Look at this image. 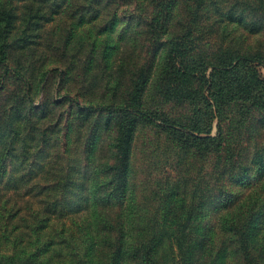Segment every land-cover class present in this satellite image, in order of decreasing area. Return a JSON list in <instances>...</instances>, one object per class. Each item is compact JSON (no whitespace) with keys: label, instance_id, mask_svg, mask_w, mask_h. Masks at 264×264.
Segmentation results:
<instances>
[{"label":"rangeland","instance_id":"1","mask_svg":"<svg viewBox=\"0 0 264 264\" xmlns=\"http://www.w3.org/2000/svg\"><path fill=\"white\" fill-rule=\"evenodd\" d=\"M0 1V44L4 42L8 52L7 63L0 65V117H9L20 130L13 143L9 139L0 142V181L27 182L21 189L28 187L25 197L32 202L23 206L30 227L38 225L32 224L38 211L44 219L55 212L63 214L62 220L76 234L89 221L87 215L72 214L82 196H105L111 193V185L106 184L110 179H127L130 232L140 241L155 238L157 243L161 239L156 252L160 258L170 263L178 255V236L200 241L206 227H211L209 241H213L214 251L221 241L224 246L229 244L225 243L229 237L220 229L222 221L240 215L244 209L239 205L253 203L256 194L264 197V110L252 107L251 100L236 99L218 113L212 97V66L206 70L207 81H192L193 87L202 88L208 109H213L209 119L196 121L193 104L174 103L157 90L159 85L163 87L164 54L184 29H193L188 39L203 54L264 50V0H207L197 15L192 14V0H178L175 16L158 36L149 32V0ZM10 6L12 22L4 18ZM217 7L222 14L216 12ZM92 44L95 50L88 56ZM253 67L264 80V62H253ZM119 70L124 88L132 85L139 72L144 73L146 109L211 131L163 127L159 121L138 118L130 142L129 168L123 175L126 152L119 118L107 121L106 114L88 112L67 99L70 95L81 102L109 101L112 90L106 82ZM198 104L203 109L206 102L199 100ZM29 114H33L30 122L21 124ZM5 126L1 121L0 129ZM11 147H15V155L4 160ZM229 179L243 181L240 199L246 193L250 202L240 200L234 207L215 212L214 198L226 189ZM230 185L228 189L233 187ZM257 209L244 211L239 225L248 224V215L252 225ZM4 224L10 231L21 219ZM260 230L264 231V224ZM58 246L69 260L68 245ZM202 262L200 258L197 264ZM222 264H242V259L228 248Z\"/></svg>","mask_w":264,"mask_h":264},{"label":"trees","instance_id":"2","mask_svg":"<svg viewBox=\"0 0 264 264\" xmlns=\"http://www.w3.org/2000/svg\"><path fill=\"white\" fill-rule=\"evenodd\" d=\"M42 1L53 3L59 0ZM62 1L63 3L71 2V0ZM192 1L193 15H197L199 10L207 6V0ZM177 3L178 0H149V5L152 7L148 21L150 33L155 34V36L164 33L167 24L175 16ZM2 6L3 3L0 1V9ZM12 8L11 6L8 7L4 15V18L7 21L10 19V22L14 18ZM216 12L222 14V9L217 7ZM227 13L229 15L228 9H226V16ZM94 15L95 17L99 16L98 12ZM84 17L81 15L79 19L83 20ZM189 21L193 26L192 21ZM257 26L259 27L260 24ZM99 34H101V29H99ZM192 34V28L184 29L179 39L172 41L168 46L162 61L165 63L161 77L163 87L159 85L157 91L164 98L174 101V103L193 104L192 115L196 121H201L204 117L209 119L213 109H208L209 101L203 95L202 88L193 87L192 81L193 79L207 81L206 70L212 66L213 69L210 72L214 87L212 97L217 104L218 113L224 111L222 108L224 105L236 99L251 100L252 107H260L264 110V80L253 67V62H264V50L232 49V51L228 50L212 56V52L203 54L200 46L192 47V38L188 39V37H192ZM5 46L4 42L0 44V65L7 63L8 52ZM94 50L95 44H92L88 56L92 55ZM193 50L198 53H194ZM189 52H192L194 56H190ZM120 77L119 70L114 76L108 78L106 87L107 89L110 88L112 93L107 102L93 100L81 102L78 98H72L70 95L67 96V99L74 101L78 107L88 110V112L106 114L109 117L107 121L114 117L119 118L118 128L120 129L121 145L126 152L122 165L123 175L127 173L129 168L130 142L135 136L134 131L138 118L152 122L159 121L163 127L180 126L197 133L211 131L210 128L202 129L201 127L183 125L181 122L169 118L164 112L146 109L143 103V91L146 82L142 71L132 81L129 88H124L126 85L121 86ZM111 80L114 81L113 85L110 84ZM24 84L26 89H29V83L24 81ZM199 100L206 102L203 109L198 104ZM243 107L249 108L248 106ZM32 115L29 114L22 119L21 124L29 123ZM1 121H5L6 126L0 129V142L4 143L6 139H9L11 144L19 137L20 130L17 129L18 126L14 122L9 120V117L7 119L0 117ZM15 153V147H11L4 153V160H10ZM5 167L2 165V168ZM261 171L263 172L264 168H261ZM87 181L83 182L84 189L85 186H88ZM0 182H2L0 185V264H197L200 258L203 259L202 264H222L228 248H231L234 254L240 255L242 264H264V231L260 230L264 224V197L259 194H256V202L238 207L240 210L247 211L252 208L256 210L260 206L252 225L250 223L253 220L251 215L245 216L248 224L239 225L244 211L240 215L235 214L222 221L220 229L229 237L225 241V243L230 242L229 244L224 246L223 241H221L218 249L214 251L213 244H211L213 241H209L211 227L204 229V236L200 241L197 240L198 242L185 239L183 235H180L175 249L178 255L174 256L168 263L167 260L156 255L161 239L157 243L155 238L140 241L135 233L130 232L131 222L126 214V209L130 204L127 179H110L106 184L111 185V193L105 196H82V202L72 209L74 211L72 214L87 215L89 221L86 226L84 225V229H78L76 234L73 232V228L67 226V222L62 220L63 214L55 212L53 216L44 219L45 215L40 217V211H38L34 218L35 221L32 222V224L38 225H34V229L31 228L23 213V206L29 207L32 204L25 197L28 187L21 189L23 184L28 186L27 182H23L22 179H2ZM229 185L233 187L228 189ZM242 186L244 183L241 179H229L226 189L219 190L218 196L214 198L217 204L215 212L234 207L240 200V202L245 203L248 200L245 199L246 193L240 199V187ZM257 202L259 205H256ZM55 217L56 221L54 220ZM20 219L21 224L8 231L4 223L12 224ZM128 225L130 226L128 227ZM181 227L184 229L185 224L181 223ZM259 231L261 232L260 236L257 233ZM252 242L253 245H251ZM62 244L68 245L69 260L63 257L67 252L64 253L63 249H59L58 245ZM207 256L208 259H206Z\"/></svg>","mask_w":264,"mask_h":264}]
</instances>
